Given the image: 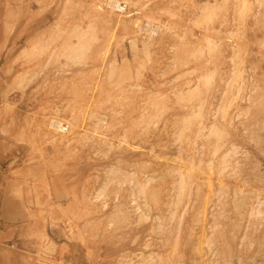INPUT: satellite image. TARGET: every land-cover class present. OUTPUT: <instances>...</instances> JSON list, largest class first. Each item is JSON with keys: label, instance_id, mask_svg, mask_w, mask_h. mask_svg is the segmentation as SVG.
Returning a JSON list of instances; mask_svg holds the SVG:
<instances>
[{"label": "rangeland", "instance_id": "rangeland-1", "mask_svg": "<svg viewBox=\"0 0 264 264\" xmlns=\"http://www.w3.org/2000/svg\"><path fill=\"white\" fill-rule=\"evenodd\" d=\"M0 264H264V0H0Z\"/></svg>", "mask_w": 264, "mask_h": 264}]
</instances>
